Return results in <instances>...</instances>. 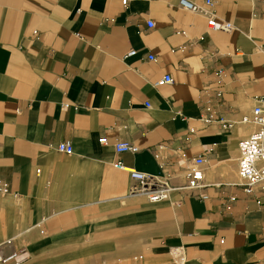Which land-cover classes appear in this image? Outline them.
I'll list each match as a JSON object with an SVG mask.
<instances>
[{"label":"crops","instance_id":"obj_1","mask_svg":"<svg viewBox=\"0 0 264 264\" xmlns=\"http://www.w3.org/2000/svg\"><path fill=\"white\" fill-rule=\"evenodd\" d=\"M179 2L0 0V242L24 264H264V180L248 194L239 174L264 0ZM200 157L203 186L157 202L115 166L185 187Z\"/></svg>","mask_w":264,"mask_h":264},{"label":"built area","instance_id":"obj_2","mask_svg":"<svg viewBox=\"0 0 264 264\" xmlns=\"http://www.w3.org/2000/svg\"><path fill=\"white\" fill-rule=\"evenodd\" d=\"M126 3V0H124ZM213 0H206V6H201L189 0H180L179 4L182 8L192 12H208V7L212 6ZM209 25L213 30H230L232 24L230 22L218 20L214 15L209 19ZM148 26H154L153 21L148 22ZM135 50H131L127 55H134ZM152 58V57H151ZM173 78L170 74L156 82V86L171 83ZM65 106H69L66 104ZM206 119V122H209ZM252 121L257 124V129L248 137L243 138L239 142L240 159L239 174L244 180V188L248 194H251L254 187L264 180V94L258 97L256 106L253 109ZM101 142H106V137L100 138ZM118 153L138 152L139 146L130 142H118L115 146ZM60 152L71 154L74 151L73 144L69 141L60 142L57 146ZM204 158H197L187 172V185L185 187H177L171 185L168 181L159 180L154 176H150L140 170L127 167L122 160H118L115 166L120 169L127 170L132 180L130 192L132 194H146L149 200L157 202L169 196L173 190L187 188L190 190L198 189L203 186L204 173L201 164ZM0 191L7 192L8 186L0 182ZM202 198H207L203 195ZM40 232L43 233L41 230ZM4 245H7L4 247ZM28 260L25 249L22 246L15 245L13 239L6 242H0V264H24Z\"/></svg>","mask_w":264,"mask_h":264},{"label":"bare ground","instance_id":"obj_3","mask_svg":"<svg viewBox=\"0 0 264 264\" xmlns=\"http://www.w3.org/2000/svg\"><path fill=\"white\" fill-rule=\"evenodd\" d=\"M11 239H13V241H14V238H11ZM9 240H10V239H7L6 241H9ZM6 241H5V242H6ZM6 246H7V245H4V247H6Z\"/></svg>","mask_w":264,"mask_h":264}]
</instances>
